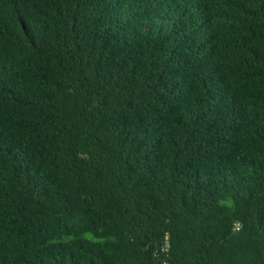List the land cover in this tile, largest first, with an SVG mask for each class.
<instances>
[{
	"label": "trees",
	"instance_id": "obj_1",
	"mask_svg": "<svg viewBox=\"0 0 264 264\" xmlns=\"http://www.w3.org/2000/svg\"><path fill=\"white\" fill-rule=\"evenodd\" d=\"M0 264H264V0H0Z\"/></svg>",
	"mask_w": 264,
	"mask_h": 264
}]
</instances>
